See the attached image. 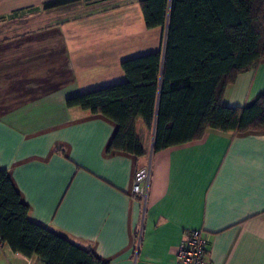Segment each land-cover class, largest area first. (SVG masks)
<instances>
[{
	"label": "crops",
	"instance_id": "0c3cea01",
	"mask_svg": "<svg viewBox=\"0 0 264 264\" xmlns=\"http://www.w3.org/2000/svg\"><path fill=\"white\" fill-rule=\"evenodd\" d=\"M0 0V170L29 221L107 264H176L191 231L208 239V264H264V133L208 129L199 140L144 156L107 153L112 123L66 101L123 83L121 63L164 49L147 30L143 0ZM163 39V40H162ZM162 40V41H161ZM264 93V62L240 74L222 104ZM149 169L145 201L132 194ZM0 264H42L0 244Z\"/></svg>",
	"mask_w": 264,
	"mask_h": 264
},
{
	"label": "trees",
	"instance_id": "16d2710c",
	"mask_svg": "<svg viewBox=\"0 0 264 264\" xmlns=\"http://www.w3.org/2000/svg\"><path fill=\"white\" fill-rule=\"evenodd\" d=\"M78 0H58L53 8ZM145 28L160 29L162 51L121 63L126 80L66 101L115 127L107 153L143 157L135 133L154 132L152 152L199 140L206 130L264 133V93L251 104H222L226 89L264 62V0H143ZM0 244L42 264H107L29 221L7 172L0 170Z\"/></svg>",
	"mask_w": 264,
	"mask_h": 264
},
{
	"label": "built area",
	"instance_id": "2783aa9c",
	"mask_svg": "<svg viewBox=\"0 0 264 264\" xmlns=\"http://www.w3.org/2000/svg\"><path fill=\"white\" fill-rule=\"evenodd\" d=\"M149 169L139 170L134 178L132 194L145 201L149 187ZM208 239L203 231H191L176 252V264H208Z\"/></svg>",
	"mask_w": 264,
	"mask_h": 264
},
{
	"label": "water",
	"instance_id": "95a60500",
	"mask_svg": "<svg viewBox=\"0 0 264 264\" xmlns=\"http://www.w3.org/2000/svg\"><path fill=\"white\" fill-rule=\"evenodd\" d=\"M164 41H165V36H164ZM153 134H154V132H153Z\"/></svg>",
	"mask_w": 264,
	"mask_h": 264
},
{
	"label": "rangeland",
	"instance_id": "374dc122",
	"mask_svg": "<svg viewBox=\"0 0 264 264\" xmlns=\"http://www.w3.org/2000/svg\"><path fill=\"white\" fill-rule=\"evenodd\" d=\"M162 40H163V39H162ZM162 40H161V41H162Z\"/></svg>",
	"mask_w": 264,
	"mask_h": 264
}]
</instances>
